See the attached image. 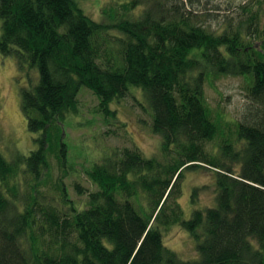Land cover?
<instances>
[{"label":"trees","instance_id":"obj_1","mask_svg":"<svg viewBox=\"0 0 264 264\" xmlns=\"http://www.w3.org/2000/svg\"><path fill=\"white\" fill-rule=\"evenodd\" d=\"M207 4L109 0L97 19L81 0H0V53L37 70L21 89L36 147L10 159L0 150V264H264V0L228 8L216 29L209 19L220 8ZM221 75L243 77L246 91L229 133L205 93ZM83 87L105 118L129 95L143 105L140 90L161 137L157 155L126 146L94 161L85 174L96 189L75 183L85 206L63 177L60 195L49 189L51 154L66 164L62 124ZM193 169L214 173L216 203L185 219L179 197ZM177 223L197 258L166 245Z\"/></svg>","mask_w":264,"mask_h":264},{"label":"rangeland","instance_id":"obj_2","mask_svg":"<svg viewBox=\"0 0 264 264\" xmlns=\"http://www.w3.org/2000/svg\"><path fill=\"white\" fill-rule=\"evenodd\" d=\"M109 0H81L86 12L99 19L105 2ZM246 0H207V6L218 7L220 12L211 13L209 19L216 29L232 8L231 14H236V8ZM251 0H249L250 2ZM257 4L254 3V6ZM258 8V7H257ZM264 24V8H261ZM1 28V21H0ZM1 31V29H0ZM37 76V70L20 71L16 60L11 56L0 53V150L10 159L19 154H28L36 145L33 134L28 129L27 119L21 107V89L30 86ZM34 78V79H33ZM136 95L143 101L138 102L135 96L129 95L120 101L111 103L115 115L105 118L99 111V99L90 89L83 87L79 92L78 110L66 119L63 126V140L67 145V162L62 166L51 154L52 180L50 191L58 196L59 191L53 188L58 177H63L68 196L78 205H87L89 195L85 192L79 194L75 183L80 182L89 190L96 189L91 185L85 170L94 161L100 160L103 154L116 147H140L145 156L157 155L160 152V135L152 130V119L147 110L144 97L140 90ZM244 79L241 76L221 75L214 77L206 84L205 93L214 109L216 116L221 115L226 133L234 130V123L241 119L246 94ZM219 137L209 141L208 151L218 149ZM195 187L200 190L193 194ZM179 201L183 210V218H190L194 209H205L216 203L215 176L207 169H193L185 171L182 194ZM164 241L181 257L185 259L197 258L199 252L189 232L180 224H174L164 231Z\"/></svg>","mask_w":264,"mask_h":264}]
</instances>
